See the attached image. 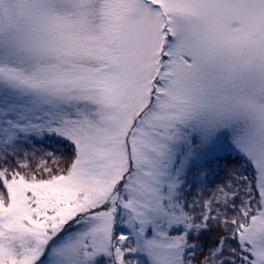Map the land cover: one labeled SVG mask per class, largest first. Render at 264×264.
<instances>
[{"label": "snow or ice", "instance_id": "obj_1", "mask_svg": "<svg viewBox=\"0 0 264 264\" xmlns=\"http://www.w3.org/2000/svg\"><path fill=\"white\" fill-rule=\"evenodd\" d=\"M0 264H264V0H0Z\"/></svg>", "mask_w": 264, "mask_h": 264}]
</instances>
